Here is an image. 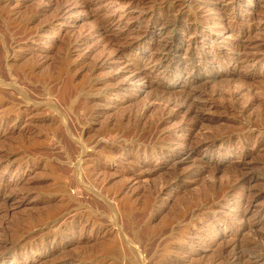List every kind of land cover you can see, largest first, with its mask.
Returning a JSON list of instances; mask_svg holds the SVG:
<instances>
[{"label":"rangeland","instance_id":"1","mask_svg":"<svg viewBox=\"0 0 264 264\" xmlns=\"http://www.w3.org/2000/svg\"><path fill=\"white\" fill-rule=\"evenodd\" d=\"M134 1L0 0V264H264V0Z\"/></svg>","mask_w":264,"mask_h":264},{"label":"bare ground","instance_id":"2","mask_svg":"<svg viewBox=\"0 0 264 264\" xmlns=\"http://www.w3.org/2000/svg\"><path fill=\"white\" fill-rule=\"evenodd\" d=\"M129 4H131L130 6H133L135 1L134 0H127ZM182 28H185V29H190L191 26H181ZM214 30V27L212 28ZM212 30V32H214ZM170 43V42H169ZM168 43V41H166L164 44L161 45V48H160V51H159V54L151 61V63L154 65L152 66V68H157V70L159 69V67L163 64H165L166 62H170L174 59L175 55H174V49L173 47ZM247 47V46H246ZM255 47V46H254ZM193 48V47H192ZM246 49V48H245ZM259 49V48H258ZM240 52V48H238L237 50H234L233 52V55H236V54H239ZM242 52V51H241ZM5 53V52H4ZM6 54V53H5ZM7 57V55L5 56ZM190 57L186 58L185 59V62H187L189 60ZM222 59H217V60H214L213 62L210 63H206L204 65H202L199 70H206L209 69V67H214L215 65L217 66H220L222 65ZM186 64V63H185ZM160 65V66H159ZM168 68V67H167ZM159 72V71H158ZM184 72L183 68L179 69L178 71H175V70H171V71H167V69H165L164 72H162L161 74L164 75L165 78H173V77H176V78H179L180 76H182L181 74ZM259 74V73H258ZM249 80L250 79H256L258 78L259 76L257 75L256 72H250L247 76H246ZM151 84H154L152 85V87H154L155 91L156 92H160V93H170L171 90H173L170 86L168 85H161V84H157V83H151ZM193 81H185V83H183L182 85V88H183V91H182V96L177 98L179 99V102L180 103H183V105H185V107H189L192 109V111H195L199 108H202V106L204 105H207L208 107L209 106H212L213 104H211L210 102H203V103H199V101L197 100H200L202 101V95L205 91H202L203 89L201 90H197V89H192V86H193ZM123 88V87H121ZM3 94V93H2ZM219 94V93H218ZM4 95V94H3ZM159 95V94H158ZM24 99L27 98V96H24L23 97ZM206 99V98H205ZM27 100V99H26ZM25 100V101H26ZM197 101V102H196ZM264 100H262L263 102ZM174 104V103H173ZM167 106V105H166ZM165 106V107H166ZM162 109V108H161ZM166 109V108H165ZM163 111V114H164V111L165 110H161ZM208 137V136H207ZM206 138V137H205ZM203 137V140L205 139ZM209 140V139H208ZM183 145V144H182ZM180 146V145H178ZM178 155V154H177ZM175 157V156H174ZM23 242V241H22ZM2 245V244H0ZM5 244H3L4 246Z\"/></svg>","mask_w":264,"mask_h":264}]
</instances>
